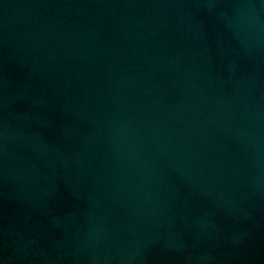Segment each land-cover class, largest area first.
I'll list each match as a JSON object with an SVG mask.
<instances>
[{
  "label": "water",
  "instance_id": "1",
  "mask_svg": "<svg viewBox=\"0 0 264 264\" xmlns=\"http://www.w3.org/2000/svg\"><path fill=\"white\" fill-rule=\"evenodd\" d=\"M0 264H264V0H0Z\"/></svg>",
  "mask_w": 264,
  "mask_h": 264
}]
</instances>
